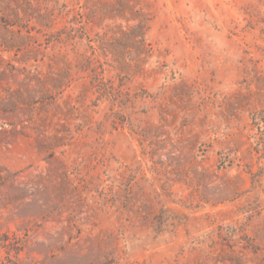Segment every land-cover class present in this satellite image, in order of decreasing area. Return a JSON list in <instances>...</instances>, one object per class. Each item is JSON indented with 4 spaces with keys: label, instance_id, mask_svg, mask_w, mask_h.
<instances>
[{
    "label": "rangeland",
    "instance_id": "1",
    "mask_svg": "<svg viewBox=\"0 0 264 264\" xmlns=\"http://www.w3.org/2000/svg\"><path fill=\"white\" fill-rule=\"evenodd\" d=\"M0 264H264V0H0Z\"/></svg>",
    "mask_w": 264,
    "mask_h": 264
}]
</instances>
